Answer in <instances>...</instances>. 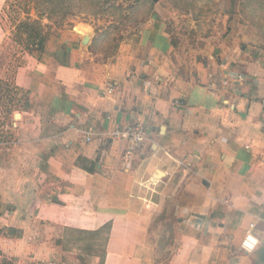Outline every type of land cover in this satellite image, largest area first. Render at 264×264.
Instances as JSON below:
<instances>
[{
	"label": "crops",
	"instance_id": "1",
	"mask_svg": "<svg viewBox=\"0 0 264 264\" xmlns=\"http://www.w3.org/2000/svg\"><path fill=\"white\" fill-rule=\"evenodd\" d=\"M6 1L0 82L29 97L0 126V264H264L262 32L224 13L222 40L177 45L156 4L108 57L84 22L7 57ZM134 124L145 140L125 162L110 133Z\"/></svg>",
	"mask_w": 264,
	"mask_h": 264
},
{
	"label": "trees",
	"instance_id": "2",
	"mask_svg": "<svg viewBox=\"0 0 264 264\" xmlns=\"http://www.w3.org/2000/svg\"><path fill=\"white\" fill-rule=\"evenodd\" d=\"M170 1L177 5V0ZM258 1V6L261 7L264 0ZM155 3V0H7L4 13L7 15V8H11V11L13 9V13H21V16L10 17L9 40L20 50L29 52H41L51 30L62 27L69 18L84 16L107 19L108 25L95 28L89 49L93 53L108 57L116 51L123 30L128 27L137 28L153 16ZM241 6V13L246 17L243 9L247 5ZM260 7L257 9L261 13ZM261 18L264 19L262 15ZM257 26L264 35V24L261 20ZM106 43L111 46L102 47ZM1 93L2 97H7L6 108L9 110H12V103L15 101L22 102L23 105L28 102V91L21 90L12 83L0 82V96Z\"/></svg>",
	"mask_w": 264,
	"mask_h": 264
},
{
	"label": "rangeland",
	"instance_id": "3",
	"mask_svg": "<svg viewBox=\"0 0 264 264\" xmlns=\"http://www.w3.org/2000/svg\"><path fill=\"white\" fill-rule=\"evenodd\" d=\"M258 2V0H177V5H174L170 0H157L155 5L158 4L159 7L166 9L168 12L166 19L167 28L173 35L174 41L177 43V45L185 44V41H188V45H192L194 48H203V46L206 44L210 45L216 43L217 40H222V37H224V35L227 33L228 24L224 22L225 19L222 17L224 13L228 14V16L238 13L243 16L241 13V4L247 5L243 9L247 16L243 17L245 20L249 21V24L252 26V28L255 27L258 29L257 24L260 22V20H262V23L264 24V19H260V15L264 17V1L261 2V7L258 6ZM126 3L127 1H125L124 4ZM257 7L261 8V13L258 11ZM14 9L16 10V8ZM12 11L11 8H7V17H5L6 30L10 27L9 20L11 15L13 17L17 15L21 16V13L17 14L13 13ZM8 13L11 14L8 15ZM76 22L90 24L94 29L98 27H105L109 24V20L104 18L95 19L92 17L78 16L69 18L67 22L60 28H72ZM75 29L82 34H92V29L89 25L78 23L75 26ZM134 29L135 28L128 27L123 30V32H121V40L129 36V34ZM110 44L113 43L111 42ZM110 44L106 43L102 47L107 48V46ZM11 45L13 46L12 42L11 44L9 43L7 45L3 56L6 55L8 57L13 54V51H10L12 50ZM8 48L11 49L7 51ZM6 98L0 96V126L7 124L8 127L12 128L13 119L11 118L10 113L14 108H18L22 102H13L11 107L12 110H9L6 108ZM7 137H9V135H7ZM8 140L11 139L8 138ZM157 224L158 223H156V225ZM165 253V248L159 247V257L163 258Z\"/></svg>",
	"mask_w": 264,
	"mask_h": 264
},
{
	"label": "built area",
	"instance_id": "4",
	"mask_svg": "<svg viewBox=\"0 0 264 264\" xmlns=\"http://www.w3.org/2000/svg\"><path fill=\"white\" fill-rule=\"evenodd\" d=\"M241 77V76H239ZM111 87L108 88V92H111ZM183 104L182 100H174L172 102L173 106H180ZM92 133H86L85 139L87 141L91 140ZM110 136L113 139H126L127 147L124 152V161L130 162L134 156L140 151L143 142L145 140V128L143 125L134 124L128 125L120 130H114L110 133ZM4 225V219L2 218V212L0 208V226ZM254 224L249 225V229L246 231L241 243L240 247L245 252H252L256 249L259 244L258 237L253 233L252 229Z\"/></svg>",
	"mask_w": 264,
	"mask_h": 264
},
{
	"label": "water",
	"instance_id": "5",
	"mask_svg": "<svg viewBox=\"0 0 264 264\" xmlns=\"http://www.w3.org/2000/svg\"><path fill=\"white\" fill-rule=\"evenodd\" d=\"M155 1H157V0H155Z\"/></svg>",
	"mask_w": 264,
	"mask_h": 264
}]
</instances>
